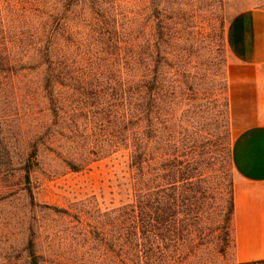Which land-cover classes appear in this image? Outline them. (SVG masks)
<instances>
[{
  "label": "rangeland",
  "instance_id": "374dc122",
  "mask_svg": "<svg viewBox=\"0 0 264 264\" xmlns=\"http://www.w3.org/2000/svg\"><path fill=\"white\" fill-rule=\"evenodd\" d=\"M96 1L0 0V60L10 57L0 64V264H31V242L42 264H120L114 246L131 244L145 181L130 168V151L93 154L113 139L114 118L103 120L84 93L102 80L101 65L146 71L156 50L163 147L195 168L209 204L226 208L233 190L236 246L226 262L256 260L264 186L241 181L231 160L225 32L239 1ZM96 33H121L125 42L110 41L99 56ZM51 49L64 60L58 115L44 87Z\"/></svg>",
  "mask_w": 264,
  "mask_h": 264
},
{
  "label": "trees",
  "instance_id": "16d2710c",
  "mask_svg": "<svg viewBox=\"0 0 264 264\" xmlns=\"http://www.w3.org/2000/svg\"><path fill=\"white\" fill-rule=\"evenodd\" d=\"M89 1L99 4L96 0ZM96 35L99 56L110 53V41H113V47L125 42L121 33ZM152 54L153 68L146 71L137 67L126 69V73L123 68L116 69L111 64L101 65L102 80L89 84L84 93L89 100H94L92 105L101 108L103 120L109 116L114 118L113 139L93 154L105 157L121 150L130 151V168L135 170L142 184L145 181L144 189H139L138 204L133 207L135 220L130 233L131 244L128 247L120 242L114 246L118 263L264 264V258L241 263L226 262L229 252L236 246L233 190L226 208L209 204L210 197L195 180V168L179 159L176 148L165 151L160 134L159 101L163 57L158 50ZM55 57L51 49L50 73L44 87L51 96L53 111L58 115L62 104L56 94L58 86L63 84L58 69L64 60ZM9 59L6 55L0 64L9 66ZM106 60L109 59H101L103 62ZM70 166L76 171L81 169L74 161H70ZM127 214L131 219L132 214ZM205 219L211 221L210 225L205 223ZM29 248L30 263L42 264L32 242ZM207 250H210V259L204 256Z\"/></svg>",
  "mask_w": 264,
  "mask_h": 264
},
{
  "label": "crops",
  "instance_id": "0c3cea01",
  "mask_svg": "<svg viewBox=\"0 0 264 264\" xmlns=\"http://www.w3.org/2000/svg\"><path fill=\"white\" fill-rule=\"evenodd\" d=\"M238 1L225 32L232 163L241 181L264 186V0ZM251 246L264 258V241Z\"/></svg>",
  "mask_w": 264,
  "mask_h": 264
}]
</instances>
